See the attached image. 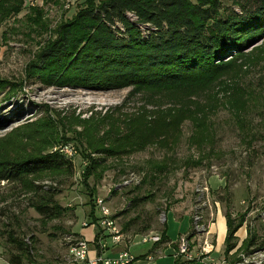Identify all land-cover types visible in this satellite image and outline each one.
<instances>
[{
    "label": "rangeland",
    "instance_id": "374dc122",
    "mask_svg": "<svg viewBox=\"0 0 264 264\" xmlns=\"http://www.w3.org/2000/svg\"><path fill=\"white\" fill-rule=\"evenodd\" d=\"M99 1L21 0L16 11L0 17V77L16 87L9 100L0 99V159L65 145L76 151L67 156L71 174L57 169L22 183L0 181V259L13 252L6 240L11 230L30 241L24 264H72L65 236L83 228L93 200L102 197L120 227L134 221L124 231L132 238L131 254L150 246L140 243L139 235L162 228L160 211L166 214V233L176 237L187 229L193 212L202 214L209 227L219 208L230 219L242 220L234 233L236 245L226 252L224 245L219 247L217 264H264V249L248 247L249 257L243 252L248 233L259 241L264 227V36L227 56L226 67L209 79L185 85L97 91L49 85L29 76L28 64L55 37L58 26L83 5ZM240 1L220 0V10L238 11ZM101 147L118 155L109 156ZM95 157L109 166L97 183L85 175ZM185 159H201L202 164L187 167ZM163 162L166 169L152 181H122L130 171L140 175ZM37 184L54 187L58 203L72 211L56 218L40 216L30 205ZM148 193L125 210L132 197ZM182 212L189 216H175ZM206 239L214 243L209 234Z\"/></svg>",
    "mask_w": 264,
    "mask_h": 264
},
{
    "label": "trees",
    "instance_id": "16d2710c",
    "mask_svg": "<svg viewBox=\"0 0 264 264\" xmlns=\"http://www.w3.org/2000/svg\"><path fill=\"white\" fill-rule=\"evenodd\" d=\"M219 1L101 0L87 3L58 26L55 37L28 64L27 74L49 85L97 91L146 85L172 87L209 79L226 67L227 56L242 50L254 37L264 36V0H242L238 11L230 8L224 14ZM19 2L21 0H0V17L16 11ZM7 82L10 81L0 77L1 101L9 100L16 90ZM3 122L0 119V126ZM99 150L109 156L118 155L110 147ZM184 164L187 167L202 164V160L185 159ZM166 167L165 162L155 164L147 173H141L138 183L156 179ZM108 168L103 157H95L89 161L85 175L92 176L97 183ZM57 169L73 172V163L58 149L0 159V181L22 183L28 176ZM54 191L52 186L34 185L36 197L30 205L44 218H56L73 209L60 205ZM151 194L132 197L125 210L139 205ZM94 201L88 223L96 220ZM224 214L227 231L223 250L226 252L237 243L234 233L242 219H230L226 211ZM132 222L129 220L121 227L127 240L131 236L124 231ZM162 228L157 230L161 232L157 245L169 239L164 223ZM193 231L190 227L188 234ZM6 234L13 250L6 261L24 264L31 254L30 241L18 238L11 230ZM69 234L80 236L77 232ZM246 239L244 253L249 251L248 247H264V227L259 241L251 231Z\"/></svg>",
    "mask_w": 264,
    "mask_h": 264
},
{
    "label": "built area",
    "instance_id": "2783aa9c",
    "mask_svg": "<svg viewBox=\"0 0 264 264\" xmlns=\"http://www.w3.org/2000/svg\"><path fill=\"white\" fill-rule=\"evenodd\" d=\"M58 150L66 157L76 152L72 146L68 145L58 148ZM141 176L142 174L139 175L130 171L122 177V181L124 184L132 182L138 183ZM94 203L95 208L98 210V213H96V220L89 223L88 221H83L81 222V227L89 225L94 227L95 234L92 244L94 245L95 253L92 256L90 255L91 242L87 241L83 236H73L69 234L65 236L67 258L72 264H129L135 259L129 252V243L132 241V238L126 239L127 236L122 232L116 217L113 216V212L104 198L97 197ZM193 213V219L190 222V227L194 230L193 233L189 235L187 231L178 235L176 239H167L164 242L174 245L172 255H174L177 264H217V261L211 254L215 245L206 239V235L209 231L205 223H202V214L198 212ZM158 215L163 224L166 221L165 211H160ZM139 236L140 243H155L160 240L161 232L150 230ZM193 240L197 241L195 247L193 245ZM116 245H123V248L118 250L112 257L105 254L111 246ZM260 249H264V247ZM260 249L256 248L258 251H260ZM251 253V251H248L245 255L249 257ZM251 262L249 264H253Z\"/></svg>",
    "mask_w": 264,
    "mask_h": 264
},
{
    "label": "crops",
    "instance_id": "0c3cea01",
    "mask_svg": "<svg viewBox=\"0 0 264 264\" xmlns=\"http://www.w3.org/2000/svg\"><path fill=\"white\" fill-rule=\"evenodd\" d=\"M96 213V212H95ZM215 213V218L214 220H211L208 223V231H209V236L213 238L214 240V245L215 248H213L211 254L213 256H216V252L218 253L221 248V246L224 245V235L226 234L227 231V226L225 225V215L219 210V208L216 209ZM174 214V213H173ZM182 214H187L189 216V213L187 212H182L179 215L175 216H181ZM190 221V217H189ZM188 221L187 229L184 230L183 232H180L177 234L180 235L182 233L187 232L190 229V223ZM79 235L83 236L87 241L91 242L90 243V255H94L95 253V248L94 245L92 244L94 234H95V229L92 225L86 226L81 228L80 230L75 231ZM177 236L175 237H170L169 234H167V237L171 240L176 239ZM132 243V241L129 243ZM155 243H149L150 246H148L146 249H144L143 252L139 254H132L134 256V260H132L129 264H174L175 263V258L174 255H172V250L174 249L173 244H166L161 243V244H156ZM123 245H116V246H111L109 250L105 252L106 255L113 256L115 253L122 249ZM0 264H9L6 260L0 259Z\"/></svg>",
    "mask_w": 264,
    "mask_h": 264
}]
</instances>
